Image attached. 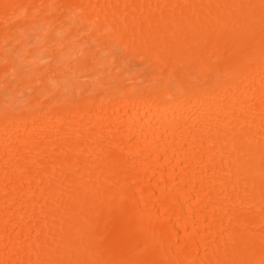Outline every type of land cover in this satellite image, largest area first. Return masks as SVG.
Masks as SVG:
<instances>
[{
	"label": "bare ground",
	"instance_id": "1",
	"mask_svg": "<svg viewBox=\"0 0 264 264\" xmlns=\"http://www.w3.org/2000/svg\"><path fill=\"white\" fill-rule=\"evenodd\" d=\"M8 104L0 264H264V0H0Z\"/></svg>",
	"mask_w": 264,
	"mask_h": 264
},
{
	"label": "clouds",
	"instance_id": "2",
	"mask_svg": "<svg viewBox=\"0 0 264 264\" xmlns=\"http://www.w3.org/2000/svg\"><path fill=\"white\" fill-rule=\"evenodd\" d=\"M54 84V90H58L60 88V85L56 84L55 81L52 82ZM64 87H63V94L67 96H72V95H79L82 89H76L75 92L73 91L75 85L73 82L69 80L63 81ZM11 100L12 97H9ZM8 111H17L11 104L6 105L5 110L0 111V112H8Z\"/></svg>",
	"mask_w": 264,
	"mask_h": 264
},
{
	"label": "rangeland",
	"instance_id": "3",
	"mask_svg": "<svg viewBox=\"0 0 264 264\" xmlns=\"http://www.w3.org/2000/svg\"><path fill=\"white\" fill-rule=\"evenodd\" d=\"M8 48H9V46H8Z\"/></svg>",
	"mask_w": 264,
	"mask_h": 264
}]
</instances>
